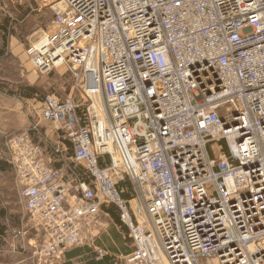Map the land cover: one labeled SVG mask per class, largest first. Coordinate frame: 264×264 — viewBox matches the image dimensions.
I'll return each mask as SVG.
<instances>
[{"label": "built area", "instance_id": "obj_1", "mask_svg": "<svg viewBox=\"0 0 264 264\" xmlns=\"http://www.w3.org/2000/svg\"><path fill=\"white\" fill-rule=\"evenodd\" d=\"M35 1L53 17L27 60L70 82L41 120L72 153L5 142L40 256L113 205L125 264H264V0Z\"/></svg>", "mask_w": 264, "mask_h": 264}, {"label": "rangeland", "instance_id": "obj_2", "mask_svg": "<svg viewBox=\"0 0 264 264\" xmlns=\"http://www.w3.org/2000/svg\"><path fill=\"white\" fill-rule=\"evenodd\" d=\"M52 17L51 9L35 0H0V26H3L4 30L0 29V160L2 161L8 160L6 139L13 134L26 133L33 142L45 149L51 166L61 165L62 159L55 153L56 141L44 133L53 130V127L52 124L41 120V101L47 94H56L60 97L67 95L70 82L64 69L59 68L58 71L41 74L32 67L26 57L28 46L38 40ZM25 86L34 87L36 95L32 98L25 97ZM73 168L83 179L88 180L82 168L76 166ZM6 199L12 202L13 208L20 200L14 184L13 170L0 173V202ZM126 230L122 223L119 225L111 215L102 210L83 227L82 243L79 248H87L90 251L89 255L95 258L98 252H102L103 258H109L111 264H125L124 257L131 251V242ZM42 242L43 236L39 238L35 254L30 249L20 251L19 255L3 254L4 258H0V263L58 264L54 259L46 260L40 256Z\"/></svg>", "mask_w": 264, "mask_h": 264}, {"label": "crops", "instance_id": "obj_3", "mask_svg": "<svg viewBox=\"0 0 264 264\" xmlns=\"http://www.w3.org/2000/svg\"><path fill=\"white\" fill-rule=\"evenodd\" d=\"M44 133L54 138L57 148L62 150L61 153H59L62 159L61 165L58 164L56 166L61 167L62 162L66 161L72 154L70 146L67 143H63L54 130L51 129ZM0 161L2 162H0V173L12 171L8 160ZM12 205L9 199L0 202V258H4L3 254L19 255L20 251L23 252L25 249H30L33 254H35L36 245L39 242V238L42 236L38 227L26 216L21 199L19 202L15 203L14 208ZM66 253L62 260L59 262L56 261V263L63 264L66 260ZM78 262H81V260ZM78 262L76 264H78Z\"/></svg>", "mask_w": 264, "mask_h": 264}, {"label": "trees", "instance_id": "obj_4", "mask_svg": "<svg viewBox=\"0 0 264 264\" xmlns=\"http://www.w3.org/2000/svg\"><path fill=\"white\" fill-rule=\"evenodd\" d=\"M0 29L4 31L3 26H0ZM24 91L26 93L25 97L27 98H32L36 95V89L34 87L25 86ZM102 209L105 213L111 215L116 223L119 225L121 224L118 210L113 205L103 206ZM89 253L90 251L87 248L76 247L71 249L69 252L67 251L65 255L66 260L63 262V264H75V262L79 260L84 262V264H111L109 258L105 257L102 260H96L95 256H90Z\"/></svg>", "mask_w": 264, "mask_h": 264}]
</instances>
